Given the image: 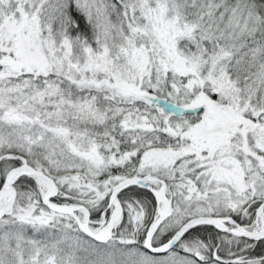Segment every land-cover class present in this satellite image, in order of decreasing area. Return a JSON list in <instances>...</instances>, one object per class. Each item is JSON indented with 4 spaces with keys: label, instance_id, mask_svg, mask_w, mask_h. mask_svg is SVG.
Returning a JSON list of instances; mask_svg holds the SVG:
<instances>
[{
    "label": "snow or ice",
    "instance_id": "1",
    "mask_svg": "<svg viewBox=\"0 0 264 264\" xmlns=\"http://www.w3.org/2000/svg\"><path fill=\"white\" fill-rule=\"evenodd\" d=\"M0 264H264V0H0Z\"/></svg>",
    "mask_w": 264,
    "mask_h": 264
}]
</instances>
